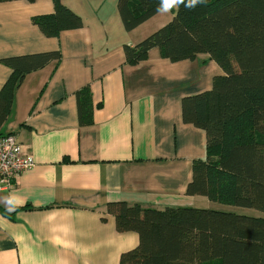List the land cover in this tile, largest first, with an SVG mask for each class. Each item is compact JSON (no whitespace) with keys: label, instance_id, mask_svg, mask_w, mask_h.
<instances>
[{"label":"crops","instance_id":"0c3cea01","mask_svg":"<svg viewBox=\"0 0 264 264\" xmlns=\"http://www.w3.org/2000/svg\"><path fill=\"white\" fill-rule=\"evenodd\" d=\"M117 3L64 0L85 25L54 38L32 22L54 12L53 0L0 3V59L62 55L26 76L0 130L36 161L0 191V206L15 217L0 212V264H119L139 235L117 231L109 203L220 208L187 194L193 160L207 157V138L184 122L182 99L209 90L222 69L207 55L173 63L157 48L146 61L127 63L125 45L165 26L177 6L128 32ZM11 73L0 62V90ZM88 85L94 123L81 126L76 92Z\"/></svg>","mask_w":264,"mask_h":264},{"label":"trees","instance_id":"16d2710c","mask_svg":"<svg viewBox=\"0 0 264 264\" xmlns=\"http://www.w3.org/2000/svg\"><path fill=\"white\" fill-rule=\"evenodd\" d=\"M10 1L16 0L0 3ZM53 2V13L32 18L46 37L84 27L64 0ZM187 3L177 5L165 26L125 45L126 61H146L157 48L173 63L207 55L220 66L223 73L214 76L209 90L182 99L184 122L204 130L207 138V157L193 160L187 194L264 214V0H206L195 8ZM166 4L118 0L117 6L131 32ZM61 57L50 51L0 59L12 70L0 90V130L26 76ZM76 100L80 125H92L96 106L90 85L76 92ZM107 211L119 233L139 235L138 245L123 252L119 264H264L263 215L204 207L159 210L125 201L109 203ZM0 212L15 219L1 206Z\"/></svg>","mask_w":264,"mask_h":264},{"label":"built area","instance_id":"2783aa9c","mask_svg":"<svg viewBox=\"0 0 264 264\" xmlns=\"http://www.w3.org/2000/svg\"><path fill=\"white\" fill-rule=\"evenodd\" d=\"M36 164L14 134L0 136V191L11 189L19 176Z\"/></svg>","mask_w":264,"mask_h":264},{"label":"clouds","instance_id":"9594fccd","mask_svg":"<svg viewBox=\"0 0 264 264\" xmlns=\"http://www.w3.org/2000/svg\"><path fill=\"white\" fill-rule=\"evenodd\" d=\"M183 2H184V0H170V6H164L158 10L165 11V12L170 11L171 7L177 6ZM204 3H206V0H188L186 7L195 8L198 4H204Z\"/></svg>","mask_w":264,"mask_h":264},{"label":"rangeland","instance_id":"374dc122","mask_svg":"<svg viewBox=\"0 0 264 264\" xmlns=\"http://www.w3.org/2000/svg\"><path fill=\"white\" fill-rule=\"evenodd\" d=\"M209 201V200H208ZM210 202V204H214V205H219L220 206V208L218 207H207V208H211V209H222V207L224 208V209H227V210H231V211H236V212H239V213H247V214H249V215H252V214H254V215H263L264 216V214H262V213H260V212H257L256 210H253V209H245V208H239V207H233V206H228V205H222V204H216V203H213V202H211V201H209Z\"/></svg>","mask_w":264,"mask_h":264}]
</instances>
